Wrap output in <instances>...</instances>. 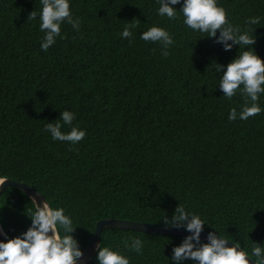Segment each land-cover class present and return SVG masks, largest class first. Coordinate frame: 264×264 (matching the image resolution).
Segmentation results:
<instances>
[{"label": "trees", "instance_id": "trees-1", "mask_svg": "<svg viewBox=\"0 0 264 264\" xmlns=\"http://www.w3.org/2000/svg\"><path fill=\"white\" fill-rule=\"evenodd\" d=\"M219 4L234 26L256 36L253 48L264 59V0ZM41 7L40 0H0V178L26 182L63 207L83 251L99 220L168 226L163 218L178 204L207 220L203 232L238 240L249 253L254 242L264 244V111L229 120L245 99L239 91L223 96L214 70L244 48L225 51L187 28L182 13L159 16L157 0H71L80 29L63 23L62 38L45 52L39 18L30 16ZM249 17L259 24H247ZM134 18L140 24L129 43L120 33ZM152 25L173 35L167 56L140 39ZM258 103L264 108V94ZM64 109L86 130L75 145L45 130ZM34 211L18 188L0 195L8 238L28 229ZM129 237L144 242L141 253L127 247ZM183 239L108 229L100 246L130 264H173L172 248ZM96 255L89 264H98Z\"/></svg>", "mask_w": 264, "mask_h": 264}, {"label": "clouds", "instance_id": "clouds-1", "mask_svg": "<svg viewBox=\"0 0 264 264\" xmlns=\"http://www.w3.org/2000/svg\"><path fill=\"white\" fill-rule=\"evenodd\" d=\"M40 2L41 9L38 12L33 10L30 16L32 19L39 18V30L44 33L40 47L46 52L61 37L63 23L67 22L79 31L81 22L79 17L74 18L71 0ZM157 3L159 16L175 20L177 14L182 13L183 23L187 28L206 34L203 37L214 38L215 43L221 44L225 51L231 50L234 45H239V49L244 48L227 65L215 62L214 70L219 77L217 85L223 96L231 100L239 91L245 99L239 112L235 107L231 108L228 119L247 120L264 111L258 103L260 95L264 94V59L253 48L256 36L234 26L219 0H157ZM178 4L181 5L179 10L174 7ZM259 22V17H249L246 20L247 24ZM139 24L140 21L136 18L129 21L121 31V37L132 43V29ZM140 39L161 45L164 56L169 54V48L175 43L169 30L159 25H152L142 31ZM74 119L76 114L64 109L55 120L56 123L45 124V130L54 141H67L75 145L86 136V130L73 125ZM64 125L71 126L70 130L63 131ZM5 181L0 180V185ZM33 201L35 211L28 215L31 219L28 229L13 238H8V234L3 233L5 239H0V264H77L83 256V250L72 235L76 228L73 227L72 218L65 214L63 207L53 208L46 200L41 204L35 199ZM163 220L168 226L183 228L190 233L172 248L173 264H185L186 261H191V264H250V261L264 264V244L254 242L249 253L241 247L238 240L229 246L231 239L225 238L218 231H209L207 242H202L204 225L210 224L199 214L187 211L180 204L170 219L165 216ZM125 243L137 253L143 250L144 242L139 237H129ZM96 261L98 264H130L128 256L110 247H101L100 244L97 246Z\"/></svg>", "mask_w": 264, "mask_h": 264}, {"label": "water", "instance_id": "water-1", "mask_svg": "<svg viewBox=\"0 0 264 264\" xmlns=\"http://www.w3.org/2000/svg\"><path fill=\"white\" fill-rule=\"evenodd\" d=\"M0 180H6L2 185H0V195H2L6 189L10 187H15L26 193L32 201L33 199H35L38 204H41L44 200L47 201L44 194L34 189L31 185L26 182H18L9 178H0ZM2 229H0V239H5V236L3 235L5 231ZM108 229L133 230L148 234H160L180 237H185L190 234L183 228H176L172 226H163L159 224L144 223L124 219H102L97 222L91 241L83 251V256L80 258L77 264H89V262L97 253V246L101 244L102 233ZM207 233L208 232L201 233V240L207 241ZM228 243L229 246L233 244L232 241H229ZM250 264H254V262L250 261Z\"/></svg>", "mask_w": 264, "mask_h": 264}, {"label": "bare ground", "instance_id": "bare-ground-1", "mask_svg": "<svg viewBox=\"0 0 264 264\" xmlns=\"http://www.w3.org/2000/svg\"><path fill=\"white\" fill-rule=\"evenodd\" d=\"M0 229H2L1 225H0ZM3 230V229H2Z\"/></svg>", "mask_w": 264, "mask_h": 264}]
</instances>
